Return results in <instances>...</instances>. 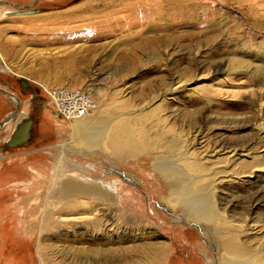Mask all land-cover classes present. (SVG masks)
I'll return each instance as SVG.
<instances>
[{
    "label": "rangeland",
    "instance_id": "obj_1",
    "mask_svg": "<svg viewBox=\"0 0 264 264\" xmlns=\"http://www.w3.org/2000/svg\"><path fill=\"white\" fill-rule=\"evenodd\" d=\"M0 31V149L35 120L0 264H264V0H0ZM62 87L86 118L33 94Z\"/></svg>",
    "mask_w": 264,
    "mask_h": 264
},
{
    "label": "built area",
    "instance_id": "obj_2",
    "mask_svg": "<svg viewBox=\"0 0 264 264\" xmlns=\"http://www.w3.org/2000/svg\"><path fill=\"white\" fill-rule=\"evenodd\" d=\"M46 103L67 122L87 117L94 107L92 93L83 88H42Z\"/></svg>",
    "mask_w": 264,
    "mask_h": 264
},
{
    "label": "water",
    "instance_id": "obj_3",
    "mask_svg": "<svg viewBox=\"0 0 264 264\" xmlns=\"http://www.w3.org/2000/svg\"><path fill=\"white\" fill-rule=\"evenodd\" d=\"M42 12L43 11L40 9H27V10L18 11L17 13H15V15H17V16L36 15V14H39ZM22 87L28 88V83L24 81V86H22ZM0 93L7 98H13L12 96L9 95V93H7L4 90H0ZM15 101H16V105H15L16 111H15L14 115H12L10 118L4 120L1 123V126L5 125V123H7L13 119H16L19 116L20 111L23 107V103L18 98H15ZM34 122H35V120L33 117H30L25 121L18 122L17 125L15 126V129H14L12 135L8 138L5 145L0 149V152L2 153L3 151H6L8 149H14L17 147L28 146L31 142L32 137H33ZM0 130H1V127H0Z\"/></svg>",
    "mask_w": 264,
    "mask_h": 264
},
{
    "label": "crops",
    "instance_id": "obj_4",
    "mask_svg": "<svg viewBox=\"0 0 264 264\" xmlns=\"http://www.w3.org/2000/svg\"><path fill=\"white\" fill-rule=\"evenodd\" d=\"M16 16H17V15H16ZM21 16H34V15H21ZM6 26H7V24H6ZM2 34H3V31H0V40H1L0 45L3 46V48H4V46H7V44H8L7 41H8V40L6 39V40H7L6 42H5V41H2V39H1V36H3ZM4 50H5V48H4ZM4 91H6L7 93H9L7 90H4ZM3 96H4V95H3ZM14 97H15V96H14ZM52 111H53V110H52Z\"/></svg>",
    "mask_w": 264,
    "mask_h": 264
},
{
    "label": "flooded vegetation",
    "instance_id": "obj_5",
    "mask_svg": "<svg viewBox=\"0 0 264 264\" xmlns=\"http://www.w3.org/2000/svg\"><path fill=\"white\" fill-rule=\"evenodd\" d=\"M35 96L39 97L40 101L47 104L46 100L44 98V96L41 94L40 90H35V92L33 93ZM16 98V97H15ZM21 101V100H20ZM16 102V101H15Z\"/></svg>",
    "mask_w": 264,
    "mask_h": 264
},
{
    "label": "bare ground",
    "instance_id": "obj_6",
    "mask_svg": "<svg viewBox=\"0 0 264 264\" xmlns=\"http://www.w3.org/2000/svg\"><path fill=\"white\" fill-rule=\"evenodd\" d=\"M86 118V117H85ZM84 119V118H83Z\"/></svg>",
    "mask_w": 264,
    "mask_h": 264
}]
</instances>
